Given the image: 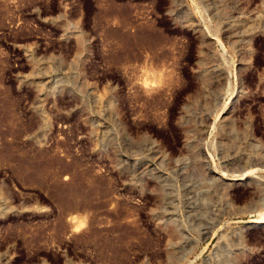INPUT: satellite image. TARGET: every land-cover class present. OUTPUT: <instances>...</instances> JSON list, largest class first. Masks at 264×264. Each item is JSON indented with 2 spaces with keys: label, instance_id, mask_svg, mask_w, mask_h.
Here are the masks:
<instances>
[{
  "label": "rangeland",
  "instance_id": "374dc122",
  "mask_svg": "<svg viewBox=\"0 0 264 264\" xmlns=\"http://www.w3.org/2000/svg\"><path fill=\"white\" fill-rule=\"evenodd\" d=\"M0 264H264V0H0Z\"/></svg>",
  "mask_w": 264,
  "mask_h": 264
},
{
  "label": "bare ground",
  "instance_id": "6f19581e",
  "mask_svg": "<svg viewBox=\"0 0 264 264\" xmlns=\"http://www.w3.org/2000/svg\"><path fill=\"white\" fill-rule=\"evenodd\" d=\"M149 47H150V46H149ZM152 66H153V64H152ZM149 67H150V65H149ZM149 67H148V68H149ZM156 69H157V68H156ZM152 70H153V69H152ZM149 71H151V70H149ZM153 72H154V71H153ZM167 72H168V71H167ZM154 74H155V73H154ZM162 74H163V73H162ZM139 75H140V74H139ZM149 75H150V74H149ZM149 75H148L147 77H149ZM159 75H160V74H159ZM159 75H158V76H159ZM166 75H167V74H166ZM141 76H142V75H141ZM164 76H165V75H164ZM171 76H172V75H171ZM145 77H146V76H145ZM147 77H146V78H147ZM151 77H152V76H151ZM154 77H155V76H154ZM161 77H162V76H161ZM162 78H164V77H162ZM154 79H155V78H153V81H154ZM157 79H158V78H156V80H157ZM146 80H147V79H146ZM171 80H172V79H171ZM148 81H149V80H148ZM150 82H152V81H150ZM160 82H161V81H160ZM170 82H171V81H170ZM143 83H144V82H143ZM161 83H162V82H161ZM145 84H146V83H145ZM145 84H144V86H145ZM148 84H151V83H148ZM154 84H155V83H154ZM172 84H173V83H172ZM152 85H153V84H152ZM152 85H148V86L151 87ZM146 86H147V85H146ZM166 86H168V85H166ZM211 86H212V85H211ZM139 87H140V86H139ZM157 87H158V86H157ZM145 88H146V87H145ZM145 88H144V89H145ZM147 89H148V88H147ZM154 89H155V88H154ZM150 90H151V89H150ZM148 91H149V90H148ZM149 92H150V91H149ZM157 92H158V91H157ZM249 160H250V159H249ZM243 174H244V173H243ZM245 175H246V174H245ZM220 176H221V175H220ZM240 180H241V179H240ZM185 246H186V245H185ZM178 252H179V251H178ZM179 260H180V259H179Z\"/></svg>",
  "mask_w": 264,
  "mask_h": 264
}]
</instances>
